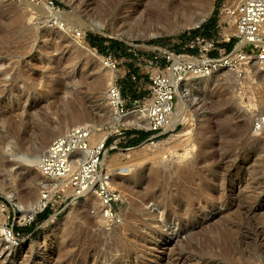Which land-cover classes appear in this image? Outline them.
Instances as JSON below:
<instances>
[{
    "label": "rangeland",
    "instance_id": "obj_1",
    "mask_svg": "<svg viewBox=\"0 0 264 264\" xmlns=\"http://www.w3.org/2000/svg\"><path fill=\"white\" fill-rule=\"evenodd\" d=\"M20 1L0 0V27L10 23L18 12L26 16L25 27L35 30L39 37L25 36L21 43L9 42L11 45L6 43V47L0 48V66H3L0 71L8 69L7 76L0 75L3 89L0 137L3 144L22 142L17 153L28 158L40 155L55 135L73 125L74 121H67L64 114L67 113L65 101L76 96L78 108L95 113L104 104L111 78L121 89L125 107L132 109L134 100L148 94L149 75L166 64L164 50L183 53L187 33H203L202 27L210 19L215 20V25L205 38L229 32L228 17L223 11L234 0H210L203 21L196 26L165 33H153L152 28L146 33L140 28L128 39L121 35L123 26L139 17L148 25L147 21L152 22L151 13L145 12V4L141 2L137 5L135 0L122 2L123 15L128 1L133 9L123 16L130 20L121 25L119 12L109 5L111 0H26L34 6H42L44 2L62 14L76 13L83 24L40 15ZM178 1L184 6H194L188 11L190 16L199 12L195 3L200 0ZM17 7L22 8L21 11ZM9 12L13 15L9 16ZM165 25L161 22L157 26ZM42 34L46 36L43 38ZM89 36L114 40L122 46L103 54L90 45ZM109 44V41L103 42L104 46ZM232 48L233 44L229 50ZM100 57L111 63V72L101 64ZM232 70L235 71L230 75L232 79L225 72H219L201 85H193L195 80L191 81L193 83L188 80L184 86L187 94L183 120L172 129L166 130L163 126L150 131L147 127H120L116 131L123 133L114 131L105 139L99 172L107 171L108 184L119 196L112 204V218L105 217L103 203L101 207L88 205L82 202V196L74 199L72 193L61 189L49 194L35 166L0 150V204L3 205L0 208V264H245L246 260V264H263L264 126L258 123L264 117V62L256 64L244 59ZM102 73L108 74V79L101 90L93 91L90 85ZM22 84L25 86L20 89ZM6 95L14 96L13 105L7 107ZM175 101L174 112L178 99ZM59 113L65 115L63 119ZM8 119L13 126H7ZM63 123L66 126L57 130ZM18 124L23 128L17 136L12 127ZM131 130L148 134L138 144L128 146L130 139L139 137L129 135L127 132ZM41 131H51L53 135L37 150L35 146L40 144ZM143 144L148 146L139 152ZM30 146L34 149L30 150ZM136 147H140L135 149L138 151L133 150ZM115 163L127 166L130 172L123 175L120 169L115 170ZM137 171L141 173L139 177L134 175ZM19 178L27 180L21 188L25 205L27 189L35 190L34 199L46 195L45 204L31 218L20 217L17 207L5 194L16 186ZM15 193L19 195L16 189ZM43 212L46 217L37 219ZM54 225L56 231L50 236L48 232ZM17 228H25V231ZM5 231L12 232L14 240L9 239ZM69 234L77 235L76 242L68 241ZM39 240L42 242L38 243ZM245 255L249 258L245 259Z\"/></svg>",
    "mask_w": 264,
    "mask_h": 264
},
{
    "label": "built area",
    "instance_id": "obj_2",
    "mask_svg": "<svg viewBox=\"0 0 264 264\" xmlns=\"http://www.w3.org/2000/svg\"><path fill=\"white\" fill-rule=\"evenodd\" d=\"M223 12L228 17L229 32L218 33L214 38L187 33L183 53L164 50L166 64L149 75L148 94L134 100L132 109L125 107L121 89L115 83L109 90L110 101L120 111L134 109L143 113L148 120V130L156 131L167 123L175 106L177 91L187 80L209 77L220 69H233L244 59L263 63L264 0H238L236 5H227ZM230 41H233L231 50L221 47ZM258 125L264 126V117ZM92 128L78 127L53 140L43 154L39 168L49 179H65L76 193L94 184L95 192L105 206V217L112 218V204L119 196L105 181L106 175L99 172L105 142L87 153Z\"/></svg>",
    "mask_w": 264,
    "mask_h": 264
},
{
    "label": "bare ground",
    "instance_id": "obj_3",
    "mask_svg": "<svg viewBox=\"0 0 264 264\" xmlns=\"http://www.w3.org/2000/svg\"><path fill=\"white\" fill-rule=\"evenodd\" d=\"M25 3V6L27 7H32L33 10L35 9L36 13H39L40 15H44L46 17H52L54 19H65L67 21H69L71 24H83L84 21L81 19V17L76 14V13H65V14H62L60 13L59 11H57L56 9L54 10L51 6L49 5H46L44 2H43V5L41 6H34V5H31L29 4L26 0H21ZM20 1V2H21ZM125 1V0H111L109 5L112 7L111 9H113L115 12H119L118 15L120 16V19L122 21H119L118 23H121V25H124V22L128 19L130 20V18L128 19H124L123 16L125 15V13H127V15L132 11L133 7H131L130 5L132 3H130L128 1L127 4L124 5V7L126 8L125 10V13L123 15V8L121 9L122 7V2ZM127 1V0H126ZM131 1V0H130ZM134 1V0H133ZM132 1V2H133ZM191 1V0H190ZM190 1L187 0V2L190 3ZM199 1V0H198ZM209 1L210 0H200L197 4L195 3V5L198 8L199 12L196 14V15H192L190 16L189 12L191 10V8L193 9L194 6H184L183 4H181L178 0H175V2H173V0H147L146 2L144 0H135L134 2H136V5L141 2L142 5L145 4V12H149L151 13V18H152V22L151 21H147L149 22L150 25H148V23L146 24V22H143L142 19L139 17V19H134L132 21V23L129 22L128 25L126 26H123L124 28V31L121 32L122 34V37L124 39H128L130 37H133L134 36V33L135 31L134 30H138L140 28H143V31H147L146 33H149L152 28V32L155 33L156 31H161V32H167L169 30H172V29H184V28H189V27H192V26H196L198 25L201 21H202V17L203 15H205L207 9L209 8ZM96 2V1H95ZM145 2V3H144ZM178 3V4H177ZM238 3V0H234L229 6H233V5H236ZM140 5V4H139ZM138 5V6H139ZM3 6V5H2ZM130 6V7H129ZM21 7V6H20ZM19 7V8H20ZM18 8V7H17ZM17 8H16V11H17ZM18 8V11H21V9L19 10ZM25 7H23V10H24ZM143 8V7H142ZM14 10V8H12ZM119 10H122L121 12ZM139 10H142L139 8ZM7 11V10H6ZM15 11V10H14ZM25 11V10H24ZM136 11V10H135ZM133 11V12H135ZM209 11V10H208ZM23 12V11H22ZM28 12V11H26ZM112 12V11H111ZM4 13V12H3ZM2 13V14H3ZM11 12L8 13V15L10 14ZM12 13H15V12H12ZM208 13V12H207ZM18 14V12H17ZM15 16V18H13V20L11 21V17L8 18V20L10 19V23H7L5 27H0V48H3L4 46L6 47V43L8 44L9 42H14V43H21L22 39H24L25 36H31L29 38L32 39V37L34 39H36L37 37H39L38 33L35 32V30H28L25 25H24V16L23 14H18ZM140 14V13H139ZM138 14V15H139ZM147 13H145L144 15H146ZM1 15V14H0ZM13 14H10L9 16H11ZM29 15L31 16V13H29ZM28 15V16H29ZM133 15V14H132ZM131 15V17H132ZM137 15V13H136ZM6 16V15H5ZM135 16V15H133ZM8 17V16H6ZM13 17V16H12ZM137 18V16H135ZM5 18V17H3ZM28 18V17H27ZM31 18H33V16H31ZM145 18V16L143 17ZM150 18V20H151ZM30 19V18H29ZM132 19V18H131ZM149 19V18H148ZM25 20H26V16H25ZM147 20V19H146ZM28 21V20H27ZM56 21V20H55ZM2 21H0L1 23ZM7 22L4 21L3 23ZM9 22V21H8ZM29 22V21H28ZM96 22V21H95ZM161 22H164L165 25L164 27L160 26V28L157 26V25H160ZM145 23V25L143 24ZM27 24V23H26ZM152 24V25H151ZM118 25V24H117ZM116 25V26H117ZM155 26V27H154ZM32 27V26H30ZM97 27V26H96ZM120 27V26H119ZM162 27V28H161ZM92 29V28H91ZM121 29V27H120ZM149 31V32H148ZM172 32V31H171ZM47 34V33H46ZM41 36H46L45 34H42ZM40 36V37H41ZM49 36V35H47ZM26 37V38H27ZM47 38V37H46ZM49 39V38H48ZM30 40V39H29ZM45 40V39H44ZM25 41V40H24ZM41 41V39H40ZM55 41V40H54ZM23 42V41H22ZM47 41L45 40L44 43H46ZM25 44H28L26 43L25 41ZM9 45H11L9 43ZM2 46V47H1ZM28 46V45H27ZM13 49V47H11ZM10 48V49H11ZM20 48V47H19ZM25 49H27L26 47H24ZM31 48V47H30ZM154 48V47H153ZM18 49V48H17ZM16 49V50H17ZM15 50V48H14ZM80 52V51H79ZM2 54V53H1ZM12 54L13 53V50H12ZM101 64L105 67H107L108 69L107 70H110L111 67L110 65L108 64V62L103 58V57H100L99 58ZM243 60V59H242ZM252 60V59H251ZM254 61V60H253ZM255 62V61H254ZM5 64V63H4ZM3 64V65H4ZM16 64V62H15ZM92 64V63H91ZM1 65V64H0ZM93 66V65H91ZM99 67V65H97ZM0 67H3V66H0ZM13 67V65H12ZM24 68V67H23ZM2 69V68H1ZM11 69V68H10ZM8 69L6 70H2L0 71V75L4 73V76L2 75V77H5L7 76V71ZM94 70V69H93ZM5 71L6 72V75H5ZM11 71V70H9ZM14 72V71H13ZM111 72V70H110ZM219 72H225V74H227V77L230 78V75L233 76V74H235V71H233L232 69H220L218 71H216L214 74L216 73H219ZM25 73V72H24ZM109 73V71H108ZM27 74V73H26ZM213 74V75H214ZM224 74V76H225ZM114 75V74H113ZM219 75V74H218ZM229 75V76H228ZM16 76V74H15ZM212 76V75H211ZM220 76V75H219ZM218 76V77H219ZM14 77V76H13ZM25 77V76H24ZM27 77V76H26ZM108 77V74H105L103 75H100V76H95V80L91 83L92 85V88H93V91H99L101 90V88L103 87V83L105 81H107V78ZM216 77V76H215ZM223 77V76H222ZM210 78L209 77H204V78H192L191 80L189 79V82L188 80L186 82L188 83H193L191 82L192 80H195V82L193 83V85H196V84H199L201 85L202 83L205 82L206 79ZM225 78V77H224ZM93 78H91L92 80ZM226 79V78H225ZM232 79V78H230ZM5 80V79H4ZM2 80V81H4ZM16 80V79H15ZM78 80V79H76ZM80 80V79H79ZM198 80V81H197ZM214 80V79H213ZM6 81V80H5ZM18 81V80H17ZM85 81V79H84ZM51 82V81H50ZM75 82V80H74ZM81 82V80H80ZM79 82V84H80ZM89 82V81H87ZM186 82L184 83V85L178 89L177 91V95H176V98L178 99V103H177V107L175 109V112H174V109H173V112L171 113L168 121L166 124H164V128L166 130L168 129H172L179 121L183 120V117H182V110H183V106H184V98H185V94H187L186 90L184 89V86L186 87L187 84ZM78 83V81H77ZM49 84V83H48ZM186 84V85H185ZM86 85L88 86V84L86 83ZM25 86V85H24ZM23 84L20 86V89H23ZM2 87V85H1ZM114 87V80L111 78V81L108 83V87H107V90H106V94H105V98H104V104L103 105H100L101 107L98 108V110L94 113V116H93V113L91 112H88L86 109H82L81 108H78V102H79V99L73 97V99L71 100H67L64 102V105H66V108H67V113L65 112L64 114L66 115V118H67V121L70 120V121H74V123H72L73 125H71L69 128H67L66 130H64L62 133H59L57 135L54 136V138H52L51 141L55 140L56 138L58 137H61L63 136L64 134L70 132L71 130L73 129H76L78 127H93L91 129V133H90V137H89V149L87 151L88 154H90V151L94 148H98L100 146L103 145L105 139L111 134L113 133L114 131L118 130L120 127H125V128H140V127H147L148 128V120L146 119V117L143 115V113L139 112L138 110H132V111H125V110H121L120 111V108L119 107H116V105L114 103H112L110 101V98H109V90L110 88H113ZM202 87V86H201ZM4 88V86H3ZM15 88V86H14ZM2 89V88H0ZM80 89V88H79ZM85 89V88H84ZM86 90V89H85ZM3 89L0 90V98L3 97ZM17 92V91H16ZM8 93V92H7ZM19 93V92H18ZM21 93V92H20ZM199 93V92H198ZM7 97H5V104L7 105H11L14 101V96L13 95H6ZM74 96V95H73ZM192 96V95H190ZM187 100V99H186ZM194 100V99H193ZM3 101V100H2ZM1 102V101H0ZM15 102V101H14ZM176 103V101H175ZM3 105V104H2ZM13 105V104H12ZM5 106V105H3ZM97 107V106H96ZM64 112V111H62ZM60 114V113H59ZM58 114V115H59ZM61 115V114H60ZM65 115H61L60 117L62 118L63 116ZM8 117V116H7ZM65 118V119H66ZM6 119V117H5ZM63 119V118H62ZM61 120V119H60ZM10 119L7 120V126L11 125V123L9 122ZM12 122V121H11ZM64 122V120L62 121ZM13 123V122H12ZM100 123H106L108 126L105 127V128H102ZM60 124V123H59ZM13 126V125H11ZM9 126V127H11ZM15 127H12L13 130H14V133L17 134V136L19 135V131L21 130V128H23L21 126V124H18V125H14ZM66 126V123H63L62 125H59L57 130H62L64 127ZM244 126V125H243ZM51 127V126H50ZM52 127H53V124H52ZM56 127V126H55ZM10 128V130L12 129ZM246 128V127H245ZM56 130V129H55ZM257 130V129H256ZM51 132V131H50ZM49 131H41V137H40V144L39 146L37 144V146H35V149L39 150V148L43 147L47 141L49 140V138L53 135L51 132L50 133ZM117 132V131H116ZM55 133V132H54ZM34 134V133H33ZM3 135V134H2ZM27 135V134H26ZM15 136V135H14ZM16 136V138H17ZM38 138V137H37ZM23 139H29L28 138H24ZM51 139V138H50ZM20 140V139H19ZM37 140V139H35ZM51 141H50V144H51ZM36 143V142H35ZM23 143L20 142V143H16L13 144L11 142H5V144H3V139L0 137V150L3 151L5 150L6 153H9L11 156H13L16 160L18 161H22L23 163H27L29 165H33L37 168V171L36 173L38 172L39 173V177L42 181L43 184V188H45L46 190L49 189V194L53 193L54 191L56 190H59V189H62L63 192L65 193H72L74 195V199L75 198H78V196H82L83 197V200L82 202H85L87 203L88 205H97L101 207V204H102V201L101 199L98 197L97 193L95 192V189H94V184L93 185H90L89 187H86L83 191L81 192H78L76 193L75 190L71 187L68 186L67 184V181L65 179H49L47 177H45L39 166H40V162H41V158L43 156V154L48 150L50 144L42 151V153L40 155H34L32 157H28V158H23L21 156V154L17 153L20 149V146L22 145ZM32 144V143H30ZM26 145V144H25ZM148 145L147 144H143V147H141V151L139 152H143L142 150L144 148H146ZM140 147H136V148H133L134 151H138V150H135L137 148H140ZM250 147V146H249ZM25 149V148H24ZM29 149V148H28ZM34 149V146H30V150ZM131 151V150H130ZM31 152V151H30ZM92 152V151H91ZM257 156V155H256ZM217 158V157H216ZM6 159V158H4ZM104 161V160H103ZM247 161V160H246ZM245 162V161H244ZM2 163V162H1ZM6 163V162H5ZM8 163V162H7ZM6 163V164H7ZM250 163V162H249ZM207 164V163H206ZM102 165V164H101ZM116 166L115 170L117 169H120L122 174L125 175V172L129 171L127 169V166H123V164H120V163H115L114 164ZM245 165V164H244ZM9 166V165H8ZM8 166H7V172H8ZM6 167V165H5ZM26 167V166H25ZM179 167V166H178ZM229 167V166H228ZM182 168V167H181ZM218 168V167H217ZM4 169V168H3ZM173 169V168H172ZM175 169V168H174ZM179 169V168H178ZM227 169V168H226ZM6 170V169H4ZM114 170V171H115ZM162 170V169H161ZM18 171V169L16 170ZM155 171V170H153ZM152 171V172H153ZM174 171V170H173ZM172 171V172H173ZM20 172V171H19ZM33 172V171H32ZM130 172V171H129ZM159 172V171H158ZM161 172V171H160ZM159 172V173H160ZM157 173V172H156ZM176 173V172H175ZM195 173V172H193ZM197 173V172H196ZM127 174V173H126ZM14 175V174H13ZM32 175V174H31ZM101 175L104 176L106 175V180L107 183H108V179H109V176H108V173L107 171L105 172H102L101 171ZM136 177H139L141 175L140 171H137L136 174H134ZM157 175V174H156ZM16 176V174H15ZM38 176V175H37ZM13 177V176H12ZM14 178V177H13ZM7 179V177H6ZM11 179V178H10ZM5 180V178H4ZM1 181V180H0ZM3 181V180H2ZM8 181V180H7ZM10 181V180H9ZM8 181V182H9ZM13 181V180H11ZM15 181V180H14ZM29 181V180H28ZM7 182V183H8ZM27 182V180H25L24 178H19L16 182H15V185L13 183V185L15 187H12L10 191H6L5 194L6 196L8 197L9 200H11V202L17 207L16 209H18V215L20 217H28V218H31L33 216V214L40 208H42V206L45 204V202H43V196L40 197V198H36L34 199L35 196V190L34 189H27L29 190V194L27 196V198L25 199L27 205L24 204V202L22 201V198L23 195H21V188L23 186H25L24 184ZM6 183V181H5ZM10 183V182H9ZM217 184V183H216ZM0 185H1V182H0ZM8 185V184H7ZM12 186V185H9V187ZM9 189V188H8ZM15 189L19 192V195L17 193H15ZM20 189V190H19ZM192 192V191H191ZM4 193V192H3ZM38 197V195H37ZM98 197V199H97ZM46 198V197H45ZM44 198V199H45ZM201 198V197H200ZM100 200V201H99ZM73 201V200H72ZM73 204V203H72ZM75 205V203H74ZM82 205V204H81ZM84 205V204H83ZM217 205V204H216ZM3 205L0 204V208L2 207ZM75 207V206H74ZM136 207V206H135ZM2 209V208H1ZM137 210V209H136ZM140 210V209H139ZM227 211V210H226ZM142 212V211H141ZM147 212V211H146ZM147 214V213H146ZM144 214V215H146ZM262 217V216H261ZM197 219V218H196ZM184 220V219H183ZM61 222V221H60ZM123 225V224H122ZM121 225V226H122ZM127 226V225H126ZM57 226H53L51 227L50 231L48 232L50 234V236L53 234L54 235V232L56 231V228ZM124 227V225L122 226ZM121 227V229H122ZM59 228V227H58ZM119 230V229H118ZM126 230V229H124ZM123 230V231H124ZM122 231V230H121ZM122 231V232H123ZM120 232V231H119ZM12 233V232H11ZM10 232H6L5 231V234L7 235V237L11 240H14V238L12 237V234ZM121 233V232H120ZM122 234V233H121ZM264 234V233H263ZM227 235V234H226ZM44 236V235H43ZM111 236V235H110ZM53 237V236H52ZM48 238V237H47ZM167 238V237H166ZM206 238V237H205ZM77 240V235L76 234H69L68 235V241L69 242H76ZM264 241V240H263ZM42 242L41 240L38 241V243ZM125 243V242H124ZM211 243V242H210ZM229 243V242H228ZM263 243V242H262ZM208 244V243H207ZM214 244V243H213ZM125 245V244H124ZM206 245V244H205ZM211 245H208L209 248H211ZM126 246H128L126 244ZM201 246V245H200ZM213 246V245H212ZM221 246V244H220ZM225 246V245H223ZM72 247V246H71ZM194 247V246H193ZM227 247V246H226ZM208 248V249H209ZM215 248V247H214ZM222 248V247H221ZM230 249V248H229ZM243 249V248H242ZM217 250V249H216ZM223 250L225 251V249L223 248ZM222 250V251H223ZM228 250V248H227ZM204 251V250H203ZM214 251V250H213ZM229 251V250H228ZM231 251V250H230ZM229 251V252H230ZM62 252H65L64 255H66V251L65 250H62ZM152 252V251H151ZM209 252V251H208ZM216 252V251H215ZM60 253V252H59ZM211 253V251H210ZM223 253V252H222ZM225 253V252H224ZM232 253V251H231ZM201 254V253H200ZM218 254V253H217ZM234 254V253H233ZM239 254V253H238ZM242 254V252H241ZM240 254V256H241ZM248 254V252H247ZM61 255V254H60ZM249 255V254H248ZM262 255V254H261ZM62 256V255H61ZM212 256V255H211ZM227 256V255H225ZM228 256H231V254H229ZM232 257V256H231ZM234 257V256H233ZM236 257V256H235ZM234 257V259H235ZM237 257H239L237 255ZM222 258V257H221ZM241 258V257H240ZM249 257L245 255V259H248ZM251 258V257H250ZM232 259V258H231ZM243 259H244V256H243ZM254 259V258H252ZM261 259V258H260ZM119 260V259H118ZM236 260H238V258H236ZM242 260V259H241ZM251 260V259H250ZM249 260V261H250ZM263 260V259H262ZM261 260V262H262ZM240 261V259H239ZM248 261V262H249ZM256 261V260H255ZM259 261V260H258ZM166 262V261H165ZM204 262V261H203ZM241 262V261H240ZM247 262V260H246ZM245 262V264H246ZM253 263V261H252ZM244 264V262H243ZM254 264V263H253ZM261 264V263H260ZM264 264V263H263Z\"/></svg>",
    "mask_w": 264,
    "mask_h": 264
},
{
    "label": "trees",
    "instance_id": "obj_4",
    "mask_svg": "<svg viewBox=\"0 0 264 264\" xmlns=\"http://www.w3.org/2000/svg\"><path fill=\"white\" fill-rule=\"evenodd\" d=\"M215 25V20L214 19H210V21L205 24L202 28L204 30L203 33H200L198 31H193L192 32V35H202L204 37H209L210 34H209V30L212 29ZM184 37V36H182ZM89 40H90V45L97 48L98 51L100 53H107L109 51H112L114 50L115 48H117L119 45L122 46L121 43L117 42V41H114V40H105L103 38H100L98 36H89L88 37ZM185 38V37H184ZM104 41H109L110 44L109 46H104L103 45V42ZM232 42H230L229 44H223V46L229 50L231 47H232ZM123 55H127L123 52ZM129 135L131 134H137L139 137H136V138H132L128 141L127 145L128 146H134L136 144H138L141 140H143L145 138V136L148 134L147 132L146 133H143V132H138V131H134V130H131V131H128L127 132ZM46 217V212H43L41 214H38L37 215V219L41 220V219H44ZM18 231H25V228H17Z\"/></svg>",
    "mask_w": 264,
    "mask_h": 264
},
{
    "label": "water",
    "instance_id": "obj_5",
    "mask_svg": "<svg viewBox=\"0 0 264 264\" xmlns=\"http://www.w3.org/2000/svg\"><path fill=\"white\" fill-rule=\"evenodd\" d=\"M202 21H203V19H202ZM202 21H201V22H202ZM36 214H37V212H35L33 215H36Z\"/></svg>",
    "mask_w": 264,
    "mask_h": 264
}]
</instances>
